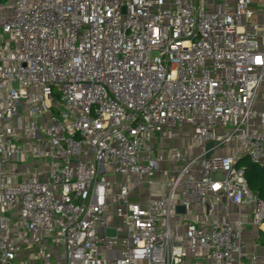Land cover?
<instances>
[{"label":"built area","instance_id":"obj_1","mask_svg":"<svg viewBox=\"0 0 264 264\" xmlns=\"http://www.w3.org/2000/svg\"><path fill=\"white\" fill-rule=\"evenodd\" d=\"M253 3L0 1V264H21L24 250L40 264H179L198 251L264 264L243 255L241 207L260 226L264 200L238 165L264 161ZM172 128L189 130L196 153L155 150ZM209 141L234 147L206 159ZM155 182L165 197H132ZM178 197L185 212L221 215L173 223Z\"/></svg>","mask_w":264,"mask_h":264},{"label":"crops","instance_id":"obj_2","mask_svg":"<svg viewBox=\"0 0 264 264\" xmlns=\"http://www.w3.org/2000/svg\"><path fill=\"white\" fill-rule=\"evenodd\" d=\"M254 8L256 9V15L253 18V21L257 24H264V0H254L253 3ZM166 135L165 142L168 141L166 137L169 132L162 133ZM172 135V133L170 134ZM162 146L166 145L164 141L160 143ZM195 147V146H194ZM234 147V143H230L224 146L221 149H215L214 154H227L229 153ZM174 148V147H169ZM196 153V149L193 151L190 150L188 154L190 156ZM158 180V179H156ZM151 192L147 191L146 186L143 184L141 189L137 191L135 194L132 195L133 198L144 202L146 197L151 194L154 197H165L167 193L166 187L159 182H155L154 185L151 187ZM180 203L179 197L173 203V207L171 208V214H173V223L180 222L184 219L186 220H209L218 218L221 215V207L218 206L213 211H208V206L203 204H193L189 212L185 213H178L175 210L176 204ZM230 205V204H229ZM231 210V217L234 218L237 216L236 208L234 206H229ZM241 214L243 217L248 219V223L245 225L243 230V255L248 256L253 253L259 254L260 256L264 255V244L261 239L260 232H264V222L260 226H255L250 222L251 217V207L249 205H243L241 207ZM178 240L183 241L184 239L181 237H177ZM21 259V264H40V261L34 250H24V252L19 257ZM138 264H144L139 262ZM179 264H211L210 258L202 251L196 252V254H188L186 257L182 259Z\"/></svg>","mask_w":264,"mask_h":264},{"label":"trees","instance_id":"obj_3","mask_svg":"<svg viewBox=\"0 0 264 264\" xmlns=\"http://www.w3.org/2000/svg\"><path fill=\"white\" fill-rule=\"evenodd\" d=\"M238 165L245 168V178L249 190L259 199L264 200V161L253 162L247 156H243L238 161ZM260 235L264 244V232H260Z\"/></svg>","mask_w":264,"mask_h":264},{"label":"rangeland","instance_id":"obj_4","mask_svg":"<svg viewBox=\"0 0 264 264\" xmlns=\"http://www.w3.org/2000/svg\"><path fill=\"white\" fill-rule=\"evenodd\" d=\"M1 1V0H0ZM9 36H4L5 39H7ZM173 130V131H172ZM165 132V131H164ZM169 133L172 135H167L169 137H166L168 139L167 142H165V136L163 134H158V142L154 143V148L155 150H168L169 147H174V148H180L182 152L184 153L185 157H189L190 150H194V144L192 143L190 136H189V130L187 129H182L178 130V128H172L170 129ZM164 141L166 145L162 146L160 143ZM162 167H166L165 163L162 164Z\"/></svg>","mask_w":264,"mask_h":264},{"label":"water","instance_id":"obj_5","mask_svg":"<svg viewBox=\"0 0 264 264\" xmlns=\"http://www.w3.org/2000/svg\"><path fill=\"white\" fill-rule=\"evenodd\" d=\"M205 148V154L204 157L207 159L209 158V156L214 152L215 149H221L223 148V143L222 142H213V141H209L204 145ZM176 212L178 213H185V207L184 205H176L175 207ZM105 234L107 236H114L115 231L112 228H106L105 229Z\"/></svg>","mask_w":264,"mask_h":264}]
</instances>
